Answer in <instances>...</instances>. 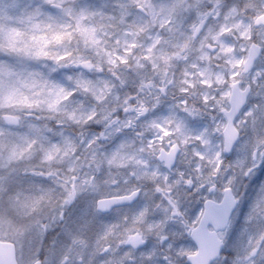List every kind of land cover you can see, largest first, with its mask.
Listing matches in <instances>:
<instances>
[{"label":"clouds","instance_id":"obj_1","mask_svg":"<svg viewBox=\"0 0 264 264\" xmlns=\"http://www.w3.org/2000/svg\"><path fill=\"white\" fill-rule=\"evenodd\" d=\"M0 246L264 264V0H0Z\"/></svg>","mask_w":264,"mask_h":264},{"label":"snow or ice","instance_id":"obj_2","mask_svg":"<svg viewBox=\"0 0 264 264\" xmlns=\"http://www.w3.org/2000/svg\"><path fill=\"white\" fill-rule=\"evenodd\" d=\"M83 31L88 35V38H89V39H92V40H93V43L96 42V41L94 40V38H93L92 33H90L89 30L84 29ZM57 39H59V37H57ZM178 127H179V125H178ZM163 134H164V136H169V135H171V133L168 132V131H164ZM214 216H215V217L217 218V220H218V214H215V213H214ZM198 239L201 240L202 246H204L207 250H210V249H211V247H212V243H213V242L208 238L207 235H205V234H201L200 236H198ZM6 254H7V249H6L4 246H0V255H6Z\"/></svg>","mask_w":264,"mask_h":264}]
</instances>
